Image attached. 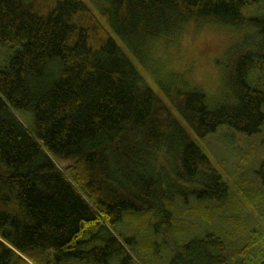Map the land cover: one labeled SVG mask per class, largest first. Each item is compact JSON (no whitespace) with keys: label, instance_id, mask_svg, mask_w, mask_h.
Wrapping results in <instances>:
<instances>
[{"label":"trees","instance_id":"16d2710c","mask_svg":"<svg viewBox=\"0 0 264 264\" xmlns=\"http://www.w3.org/2000/svg\"><path fill=\"white\" fill-rule=\"evenodd\" d=\"M208 25L252 29L225 99H164L128 51ZM0 45V264H264V161L231 192L197 143L264 128V0H0Z\"/></svg>","mask_w":264,"mask_h":264},{"label":"rangeland","instance_id":"374dc122","mask_svg":"<svg viewBox=\"0 0 264 264\" xmlns=\"http://www.w3.org/2000/svg\"><path fill=\"white\" fill-rule=\"evenodd\" d=\"M83 1L86 3V0ZM93 4L87 2L86 5L95 12ZM251 32L248 26L230 30L223 26H192L174 41L159 40L154 43L151 58H145L146 64L139 61L131 50L128 52L148 86L164 99H168V94L173 95L177 90L196 88L214 106L220 104L228 93L223 81L229 60L226 53ZM13 51L10 46L0 45V71ZM20 116L27 129H31V115L22 112ZM197 143L222 175L231 192L237 189V184L253 180L260 163L264 161V128L251 137L220 128L215 134ZM206 228L205 225L195 227L191 232H202ZM127 229L128 225L124 223L114 228L125 237H128Z\"/></svg>","mask_w":264,"mask_h":264}]
</instances>
